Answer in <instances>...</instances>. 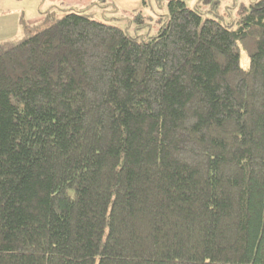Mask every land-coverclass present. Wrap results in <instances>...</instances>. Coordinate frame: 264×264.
I'll use <instances>...</instances> for the list:
<instances>
[{"label":"trees","instance_id":"16d2710c","mask_svg":"<svg viewBox=\"0 0 264 264\" xmlns=\"http://www.w3.org/2000/svg\"><path fill=\"white\" fill-rule=\"evenodd\" d=\"M200 1L0 44V264H264V0Z\"/></svg>","mask_w":264,"mask_h":264},{"label":"rangeland","instance_id":"374dc122","mask_svg":"<svg viewBox=\"0 0 264 264\" xmlns=\"http://www.w3.org/2000/svg\"><path fill=\"white\" fill-rule=\"evenodd\" d=\"M255 0H222L217 6L218 14L224 22L238 19L240 6ZM187 6H198L206 14L209 5L200 0H184ZM83 10L88 17L115 24L128 30L132 35H153L161 26L166 15L165 2L148 0H0V44L18 40L33 31L44 27L42 18L62 16L67 9ZM139 14L142 19L137 18ZM239 65L248 68L249 56L240 48Z\"/></svg>","mask_w":264,"mask_h":264}]
</instances>
